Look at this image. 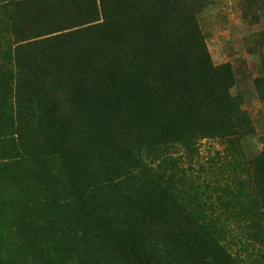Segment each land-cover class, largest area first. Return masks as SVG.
<instances>
[{"label":"trees","instance_id":"16d2710c","mask_svg":"<svg viewBox=\"0 0 264 264\" xmlns=\"http://www.w3.org/2000/svg\"><path fill=\"white\" fill-rule=\"evenodd\" d=\"M209 6L0 0V193L63 239L52 264H264V149L243 150L251 117L207 54ZM242 10L256 24L264 0Z\"/></svg>","mask_w":264,"mask_h":264},{"label":"rangeland","instance_id":"374dc122","mask_svg":"<svg viewBox=\"0 0 264 264\" xmlns=\"http://www.w3.org/2000/svg\"><path fill=\"white\" fill-rule=\"evenodd\" d=\"M210 6L198 17L211 64L217 67L229 63L234 70L236 84L233 94L244 99L251 117L253 134L242 141L246 155H258L264 149V90L260 96L257 79L264 80V16L256 24L245 22L242 5L245 0H209ZM222 138L203 139L199 146L200 162L213 158L221 151ZM0 193L4 205L0 215V252L13 264H52L60 261L66 249L59 248L62 238L53 234L50 223H42L35 211L26 215L23 195L16 199ZM15 199L11 201L10 199ZM2 255V254H1ZM6 264H11L6 262Z\"/></svg>","mask_w":264,"mask_h":264}]
</instances>
